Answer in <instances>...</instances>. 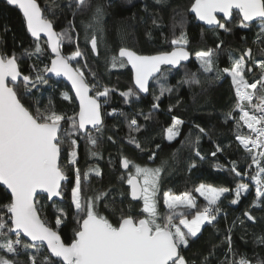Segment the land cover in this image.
Instances as JSON below:
<instances>
[{
	"label": "snow or ice",
	"instance_id": "6c2138e0",
	"mask_svg": "<svg viewBox=\"0 0 264 264\" xmlns=\"http://www.w3.org/2000/svg\"><path fill=\"white\" fill-rule=\"evenodd\" d=\"M5 2L22 12L28 32L35 38L34 50L26 49L24 55L42 53L43 49L39 43L41 33L47 36V44L55 58L51 60V67L45 66L43 72L63 74L71 81L75 96L79 100V111L72 116H66L49 109L42 110L36 107L33 110L31 106H26L23 102L26 96L18 92L21 85L25 94H31V89L36 87L37 83L47 84L48 80L39 73L35 78L23 75L15 54L0 53V185L5 186L6 194L10 193V203L0 206V264H19L17 257L22 254L27 255L28 264H191L182 252L189 247L190 240L198 237L205 224L213 225L217 221L222 211L220 198L226 193L234 192L235 198L230 200V204L237 205L242 194L249 193V183H238L235 189L200 184L195 188V192L207 201L202 209L198 207L190 193L173 195L164 192L163 203L167 212L161 214L158 211V194L167 161L152 168L134 164L122 156L120 160L122 168L132 169L128 171L126 179L131 189V199L142 200L143 207L139 214L141 218L122 213L119 221L116 224L112 223L99 210L101 201L106 200L110 193L97 192L92 196L85 195L90 174L95 173L99 176L101 172L99 168H89L81 173L80 168L76 166L78 155L76 149L78 140L83 138L89 145V154L92 157L99 155L94 151L99 137L94 135L92 130L95 133H102L104 127L102 104L108 103V97L114 89L104 86L102 90L95 91V95L89 94L99 85L89 83L79 62L75 68L71 64L72 61H77V58L84 59V53L79 47V33L72 21L69 22L68 29L57 32L54 30L52 19L44 14L47 11L55 15L50 5L42 9L37 0ZM161 2L162 0H156V3ZM68 6L72 8L75 17L79 12L90 8L91 4L90 0H70ZM234 9L238 10V17H234ZM188 11L199 21L225 32L231 31L228 25L237 18L238 26L244 29L259 20L258 38L264 42V0H194ZM217 13H222L223 16L218 19ZM103 15L102 7L96 6L91 22L83 25L85 42L97 56L99 43L103 38V29L100 27ZM157 23L153 19V25ZM180 27L182 29L184 27L183 18ZM65 42L76 44V51L69 56L61 55V47ZM187 43L186 33L181 31L180 36L170 42L172 51L141 55L130 48L120 47L117 54L110 56L111 67L122 68L131 65L134 73L136 90L129 89L121 93L125 97V103L132 98L140 99V93H148L149 82L152 80L159 89V95H154L157 103L152 105V110H159L160 98L174 90L167 84L168 74L173 69L179 71L184 67L182 62L190 58ZM222 43V41L218 43L215 49L198 51L195 56L199 62L200 73L205 76L211 74L212 78L219 81L226 77L231 78L236 99L225 120L235 121L237 129L235 138L250 155L251 164L247 165V168L255 165L256 171L250 176V180L255 185L258 202L264 198V59L252 61V49L248 48L239 58H234L229 53L230 67L221 70L217 66V59ZM260 51L264 53V49ZM87 67L85 60L84 68ZM253 67L259 69L258 78L253 72ZM246 74H252L253 82L249 83ZM91 75L95 79V74ZM199 83L198 74H189L187 71L182 80L178 81V84L189 86ZM62 95L64 99H70L67 93ZM254 97L258 103H253ZM168 110L171 112L172 106ZM115 112L116 109H113L108 115ZM150 115L151 113L145 116V119H149ZM181 124L182 120L173 117L172 124L165 129V136L169 142L180 135ZM88 126H91V130ZM243 126H246L250 134L240 133L239 129ZM195 127L199 134H206V130L200 125ZM129 129L130 132L140 131L136 118L130 120ZM108 139L112 140V137ZM200 139L201 135H196L189 144L194 150L195 157L203 160L205 157L196 147ZM129 143L143 151L135 137L130 136ZM156 148L159 149V145H156ZM254 149L261 151L254 152ZM62 151L67 154L68 163L74 171L69 207L74 208V218L78 227L70 244H66L58 233L59 227L68 215L63 207L58 206V201L65 200L64 182L69 181L60 164ZM219 151L222 149L217 145L216 152ZM216 152L212 155L215 156ZM156 156L157 153L153 152L148 159L154 161ZM195 167V162L189 165V169ZM247 168L240 170L237 162L231 161L228 170L236 179L243 180V177L248 175ZM40 197L52 202L56 209L54 226L41 219L39 214L41 209L37 206ZM256 202L253 207L256 206ZM105 207L108 205L105 204ZM243 215L248 221L255 220L249 211H245ZM11 234H15L14 239ZM226 241L229 245L228 251L231 253L230 233L226 236ZM259 242L264 243V238H260ZM225 264H250V261L244 257L230 260L226 258Z\"/></svg>",
	"mask_w": 264,
	"mask_h": 264
},
{
	"label": "trees",
	"instance_id": "16d2710c",
	"mask_svg": "<svg viewBox=\"0 0 264 264\" xmlns=\"http://www.w3.org/2000/svg\"><path fill=\"white\" fill-rule=\"evenodd\" d=\"M194 0H90L91 7L79 12L75 17L72 8L68 5L70 0H37L42 9L51 6L55 15L45 11V15L52 19L54 29L57 32L68 29L72 21L79 33V47L84 53V59L77 58L71 64L75 68L79 62L84 74L88 70L95 74V83L99 87L92 91L102 90L104 86L114 89L108 97V103L102 104L104 127L102 133H95L99 137L98 145L94 149L99 155L92 157L89 154L87 142L81 138L78 140L77 167L81 173L89 168H99L101 175L90 174L89 185L85 193L92 196L97 192H109L106 200L101 201L99 210L109 220L116 224L121 214L133 215L141 218V200L132 202L128 195L126 183L128 171L122 168L120 160L127 157L134 164L148 167L161 166L167 161L165 171L160 183L158 194V211L161 214L167 212L163 203L164 192L173 195L190 193L196 204L201 209L206 205L195 192L200 184L213 187H227L235 189L238 183H249V193H243L237 205H231L230 200L235 198L233 193H226L220 198L222 209L217 221L213 225L205 224L197 238L190 240L189 247L184 249L182 255L191 264H225L227 259L246 258L250 264H264V198L256 202L255 185L250 176L256 171L249 172V181L238 180L228 169L231 161H236L238 168L244 170L251 162L248 152L243 150L236 141L237 129L234 120H225V116L235 105V93L231 78L226 77L222 81L205 76L199 71V63L195 53L215 49L221 41L222 46L218 51L217 66L219 69L230 67L229 53L234 58H239L246 49H252V61L264 59V42L258 38L260 22L253 23L244 29L238 26L237 18L228 26L230 32L221 29L207 30L201 26L189 13L191 3ZM96 6L103 9V17L100 27L103 29V38L99 43V55H94L90 45L84 39V24L91 22L92 14ZM74 7V5H73ZM234 17H238L233 13ZM184 20L183 29L180 27L181 19ZM153 19L158 23L153 25ZM181 31L186 33L187 50L192 55L191 61L180 68L173 70L167 77V84L173 87L171 93H165L158 101L159 110L153 111L152 105L157 103L154 95H159V89L152 81L149 93L140 99H130L125 103V97L121 95L129 89H133L131 74L124 67L123 78L112 74L109 58L117 54L120 47H127L141 55H153L163 51L172 50L170 42L180 36ZM36 41L28 36L24 21L16 8L10 7L5 0H0V53L12 55L18 58L19 70L23 75L33 78L39 73L44 76L43 69L49 65L50 54L43 41H39L43 52L26 56L25 50H34ZM76 51L75 43H63L61 53L69 56ZM87 61V68L84 62ZM251 63V62H249ZM247 69V68H246ZM185 71L197 73L200 83L195 85L178 84L184 77ZM256 78L259 69L253 67ZM249 83L253 82L252 74H246ZM47 79V78H45ZM47 84L37 83L31 89V94H25L23 86L18 92L26 96L23 101L26 106L49 109L59 114L72 116L77 113V105L69 88L62 82L47 79ZM67 93L70 99L63 98ZM103 100V98H101ZM172 106L171 112L169 107ZM116 109L112 115L108 113ZM122 113V114H121ZM151 113L149 119H145ZM238 117V113L236 114ZM173 117L183 121L179 126L180 135L172 142L165 136L167 129L173 122ZM136 118L140 131H131L129 122ZM242 124V122H241ZM195 125H200L206 130V134H199ZM67 125H64V127ZM241 134H250L246 126L239 129ZM196 135H201L198 147L205 159L200 160L194 155V150L189 141H193ZM135 137L141 144L137 149L129 143V138ZM112 137V140L108 138ZM114 141V142H113ZM183 142V143H182ZM159 145V149L156 148ZM217 145L222 151L216 152ZM67 148L68 145H65ZM156 152L154 161L148 157ZM216 152L213 156L212 153ZM195 162L196 167L189 169V165ZM61 167L69 177L65 187V200L58 202L68 213L67 218L58 229L61 239L70 244L78 225L74 218V208L69 207L71 202V187L74 184V171L68 163L67 154H61ZM227 197V198H225ZM254 202L256 206L253 207ZM10 203V197L0 187V206ZM105 204L108 207H105ZM38 208L41 209V219L50 226L55 225L56 209L52 203H48L43 197L39 198ZM249 211L255 217L254 221H248L243 213ZM146 215V214H145ZM191 218V217H189ZM243 221V223H241ZM178 223V221H177ZM231 234L232 252L229 253V245L226 236ZM12 235V234H11ZM14 239L15 236L12 235ZM234 254V255H233ZM19 264H28L25 254L17 257Z\"/></svg>",
	"mask_w": 264,
	"mask_h": 264
},
{
	"label": "water",
	"instance_id": "95a60500",
	"mask_svg": "<svg viewBox=\"0 0 264 264\" xmlns=\"http://www.w3.org/2000/svg\"><path fill=\"white\" fill-rule=\"evenodd\" d=\"M193 2H194V1H193ZM10 7L16 8L15 6H10ZM16 9L18 10V12L20 13V15H21L22 18H23L24 25H25V29H26V32H27L28 36L30 37L31 40H34V41H35V38H33V37L31 36L30 32H28V30H27L26 21H25V19H24V17H23L22 12H21L18 8H16ZM189 13H190V15H191V16H192V17H193V18H194V19H195V20H196L201 26H203L205 29H207V30L216 29V28H214V27H212V26L207 25L205 22H203V21H199L198 19H196L193 13H191V12H189ZM233 13H236V14L238 15V10H235V9H234V10H233ZM222 16H223L222 13H217V17H218V19H219L220 17H222ZM257 22H260V21H259V20H256V21L252 22V24H253V23H257ZM54 30H55V29H54ZM55 31H56V30H55ZM39 41H43V42L45 43L46 47H47V50H48V52H49V54H50V57H51L48 67H51V60H52L53 58H55V54L51 52V48H50L49 45L47 44V36H46L45 34L41 33V37H40V40H39ZM172 50H173V49H172ZM172 50H170V51H172ZM118 51H119V50H118ZM118 51H117V53H118ZM61 55H63V54L61 53ZM153 55H156V54H153ZM191 59H192V55H190V58H189L188 61H185V62H182V63H183L184 65H186V64H188V63L191 61ZM126 66H127L128 70H129V72H130V74H131V83H132L133 88L135 89V84H134V73H133V70L131 69V65H126ZM165 67H166V66H165ZM173 70H175V69H173ZM44 75H45V78H47V79H52V80L59 81V82H62V83H64V84L69 88V90H70V92H71V94H72V96H73V99H74V101H75V103H76V105H77V112H78V111H79V100H78V98H76V96H75V90L72 88L71 81L68 80V78H67L66 76H64L63 74H61V75H57V74H55V73L48 72V73H45ZM151 83H152V80H150V82H149V90H150ZM135 90H136V89H135ZM148 93H149V92H148ZM148 93H140V96H142V97H146V96L148 95ZM89 94H90V95H93V94H92V91H90ZM101 111H102V108H101ZM88 127H89V129L91 130V126H88ZM92 131L94 132V130H92ZM123 169H124V168H123ZM64 183H67V182H64ZM0 187H1L2 189H4L5 192H6L5 186L0 185ZM127 187H128V195H129L130 200H131L132 202H138V201H134V200L131 199V196H130V191H131V189H130V186H129L128 184H127ZM8 196L10 197V193H8ZM46 201H47V200H46ZM47 202H48L49 204L52 203V202H50V201H47ZM58 202H59V201H58ZM12 235L15 236V234H12ZM24 239L27 240L26 237H25ZM45 248H46V246H45ZM53 259H55V258H53Z\"/></svg>",
	"mask_w": 264,
	"mask_h": 264
},
{
	"label": "rangeland",
	"instance_id": "374dc122",
	"mask_svg": "<svg viewBox=\"0 0 264 264\" xmlns=\"http://www.w3.org/2000/svg\"><path fill=\"white\" fill-rule=\"evenodd\" d=\"M198 62V61H197ZM199 63V62H198ZM247 64H246V68H247ZM110 68L112 70V74L116 75V77L118 78H123L122 74L125 73L124 72V67H111L110 65ZM85 76L87 77L89 83H95V80L93 79L91 73L87 70L86 73H85ZM95 95V93H94ZM66 127V126H65ZM63 152V151H62ZM197 193V192H196ZM199 196H201L199 193H197ZM203 200H205V198L203 196H201ZM206 204H207V201L205 200ZM141 204H142V207H143V201L141 200Z\"/></svg>",
	"mask_w": 264,
	"mask_h": 264
},
{
	"label": "built area",
	"instance_id": "2783aa9c",
	"mask_svg": "<svg viewBox=\"0 0 264 264\" xmlns=\"http://www.w3.org/2000/svg\"><path fill=\"white\" fill-rule=\"evenodd\" d=\"M249 91H252V90H249ZM259 101L254 97L253 98V103L255 104V103H258ZM257 115L259 114L258 112L256 113ZM237 141V140H236ZM237 143H238V145L243 149V150H245L243 147H242V145L239 143V141H237ZM254 152H258V151H261V149H254L253 150ZM249 164H251V162L249 163ZM248 164V165H249ZM249 169H253V170H255L256 168H255V165H252V167L251 168H247V170H249ZM243 179L244 180H246V181H249V172H248V175H245L244 177H243Z\"/></svg>",
	"mask_w": 264,
	"mask_h": 264
}]
</instances>
